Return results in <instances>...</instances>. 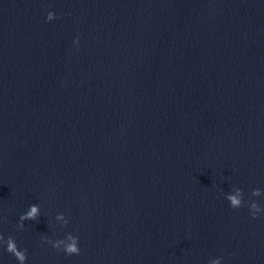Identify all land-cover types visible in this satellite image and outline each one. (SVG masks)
<instances>
[{
	"label": "water",
	"instance_id": "95a60500",
	"mask_svg": "<svg viewBox=\"0 0 264 264\" xmlns=\"http://www.w3.org/2000/svg\"><path fill=\"white\" fill-rule=\"evenodd\" d=\"M250 201L264 0H0V234L26 264H264ZM68 234L80 255L41 243Z\"/></svg>",
	"mask_w": 264,
	"mask_h": 264
},
{
	"label": "clouds",
	"instance_id": "9594fccd",
	"mask_svg": "<svg viewBox=\"0 0 264 264\" xmlns=\"http://www.w3.org/2000/svg\"><path fill=\"white\" fill-rule=\"evenodd\" d=\"M54 19H57L54 13L48 12L46 15V22H51ZM74 43L78 45L79 38H77ZM235 195L228 194L225 196V199L228 201L231 209L238 210L244 206L243 191L240 188H237ZM252 197H260L261 191L259 189H253L251 191ZM249 212L253 220L257 219L259 215L264 212V209L261 208L255 201H250L248 204ZM40 216V207L38 205H31L26 213L22 214L19 217V223L17 225L18 229L21 231L24 230L25 221H36ZM57 220H64L65 226L67 225V220L63 214H59L55 217ZM42 244L51 245L53 249L62 251L66 257L80 255L79 248V237L72 234H68L65 239L62 240H52L48 237H42ZM0 246H5V250L8 254L13 256L17 261V264H26L27 261V250L19 249L18 245L14 238L8 237L6 240L2 234H0ZM212 264H221V259L212 261Z\"/></svg>",
	"mask_w": 264,
	"mask_h": 264
}]
</instances>
